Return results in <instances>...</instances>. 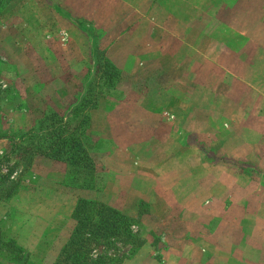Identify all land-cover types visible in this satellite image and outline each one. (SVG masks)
Here are the masks:
<instances>
[{
	"label": "rangeland",
	"instance_id": "rangeland-1",
	"mask_svg": "<svg viewBox=\"0 0 264 264\" xmlns=\"http://www.w3.org/2000/svg\"><path fill=\"white\" fill-rule=\"evenodd\" d=\"M250 2L239 11L238 0H0V134L27 129L40 100L56 97L70 110L95 62L118 69L117 84L88 111L87 134L104 145L89 151L97 160L94 186L82 196L126 212L135 225L128 237L117 236L114 249L89 244L88 256L114 250L110 264H192L177 251L213 232L210 244L264 263L260 239L232 232L246 187L227 185L238 175L264 184L255 160L264 149V0ZM233 14L235 25L222 32ZM238 33L254 38L237 42ZM50 79L59 92L41 96L35 87ZM9 145L0 140V176L8 173L0 182L3 238L12 221L35 212L55 216L64 206L55 207L60 196L31 179V163L5 155ZM19 186L36 194L13 198ZM224 210L231 218L223 224L217 214ZM31 225L22 242L14 238L20 260L13 261L9 243L0 247V264L62 259L71 228L57 234L36 219ZM217 252L226 258L233 249ZM207 255L200 264H222L208 263Z\"/></svg>",
	"mask_w": 264,
	"mask_h": 264
},
{
	"label": "trees",
	"instance_id": "trees-1",
	"mask_svg": "<svg viewBox=\"0 0 264 264\" xmlns=\"http://www.w3.org/2000/svg\"><path fill=\"white\" fill-rule=\"evenodd\" d=\"M93 50L98 52L99 49L94 46ZM95 68L90 80L86 83L85 79L82 81L83 92L74 93L75 104L70 110L68 106L62 108L56 97L40 100L41 108L33 110L36 116H33L27 129L19 132L17 136L13 133L0 134V139H7L10 144L5 155L22 156L25 164L29 166L34 158L63 164L65 185L77 189H92L97 160L93 161L89 151L104 144L101 137L90 138L87 134L90 125L88 111L96 107L99 96L107 94L119 79L118 69L106 59L95 62ZM68 110L69 116H66ZM4 176H8V173L0 176V182ZM9 188H13L12 184ZM10 193L12 191H8L9 195L5 197L11 196ZM71 219L73 225L61 248L62 259L54 264H110L117 259L118 254L114 250L112 256L97 254L90 257L89 244L113 248L117 236L124 234V237H128L135 225V219L126 212L87 197H78L75 200ZM14 240L10 233L4 238L0 235V247L12 244L10 251L17 256L13 261L18 262L23 250Z\"/></svg>",
	"mask_w": 264,
	"mask_h": 264
},
{
	"label": "crops",
	"instance_id": "crops-1",
	"mask_svg": "<svg viewBox=\"0 0 264 264\" xmlns=\"http://www.w3.org/2000/svg\"><path fill=\"white\" fill-rule=\"evenodd\" d=\"M250 0H238L237 3V9L236 10H241L243 6H246L250 4ZM250 6V5H249ZM237 14V12H236ZM233 14V17H231L226 23H222L220 26L222 28V32L227 31L232 25H235V15ZM238 37L237 42H240V40L243 39H249V38H254L251 34H246L243 38L241 34H237ZM14 48H19L18 42L13 43ZM35 86V85H34ZM54 85V79L47 80L46 82L40 81L38 82L37 87H35V91L40 93L41 96H49L54 93H58L59 90L56 89ZM62 89V87H60ZM2 140V139H0ZM257 161V165L260 167H263L264 172V149H261V153L258 157L255 159ZM30 171L32 173L31 179H35L42 184H45L47 187L46 189L48 190L49 196H60L59 203H56L55 207L64 205L59 208H56L58 210V213L55 216H50L52 214L49 213H42V212H33L34 214L32 215H25L23 217L24 219L17 221V224L15 225V220L14 223L12 221V228L10 227V235L15 238L17 241H21L20 235L23 234L24 231H31L33 232V227L31 225V220L36 219V221H39L44 228L47 231H50L53 228H56L57 234L60 233L65 227L66 230H70L71 226V210L72 207L75 203V200L78 197H84L82 196V193L84 191L82 189H77V188H71L68 185H65L63 183V176H64V165L60 163H54L51 161H47L45 159H39V158H34L33 162L31 163L30 166ZM242 182L240 184H244L246 187V192L247 194L241 195L240 198H238L236 201H240L242 205H246V208L242 210V212L238 213L239 217H235L233 222L236 224L232 227V232L235 235H242L241 237L245 236V240L249 241V239L254 236L257 237V239H260L261 241L259 244L264 245V184L261 183L259 180L255 181L250 179L248 176H241L238 175L233 178L232 181L230 179H227V185L230 184L231 182ZM226 182L223 181V184ZM36 194V189L35 190H29L24 187H18L17 191L15 194H13V198L19 197L20 199L23 198L24 196H30V195H35ZM66 197V199H65ZM86 198V197H85ZM19 199V200H20ZM46 204V203H45ZM17 208L18 206L15 205ZM42 209H45L44 206L41 207ZM48 208H50L48 206ZM46 208L45 210H47ZM20 209V208H19ZM217 217L220 219L219 222H222L223 224L225 223L226 218H231L229 214L226 213V210L218 212ZM233 218V217H232ZM58 222V223H56ZM62 222V223H61ZM219 227V223L217 225V229ZM18 229V232L16 233V230ZM216 229V228H215ZM14 231V232H13ZM17 235H16V234ZM41 234L42 232L39 231ZM213 232L204 237L200 238L197 241H194L193 243H190L186 246H184L183 249L180 251H177L181 255L182 251H184V256L185 260L187 261L188 256L191 257L190 260H192V264H200L199 259L200 256H202L204 253H208L210 256V259H208V263H213L217 262L216 258H218V263L222 264H264L263 262L256 263V262H245V259L242 255H239L240 250L239 248H234L233 246H223L222 248H218L217 246L210 244V238ZM16 235V237H15ZM209 240V241H208ZM251 244L255 243V241ZM233 247V248H232ZM220 249H233V254H229L226 256V258L218 257V250ZM170 255H172V252H170ZM195 255V256H194ZM194 256V257H193ZM193 257V258H192ZM233 258L229 260V258ZM212 259V260H211ZM226 261V262H225ZM249 262V263H248Z\"/></svg>",
	"mask_w": 264,
	"mask_h": 264
},
{
	"label": "built area",
	"instance_id": "built-area-1",
	"mask_svg": "<svg viewBox=\"0 0 264 264\" xmlns=\"http://www.w3.org/2000/svg\"><path fill=\"white\" fill-rule=\"evenodd\" d=\"M3 171H6L5 168H3Z\"/></svg>",
	"mask_w": 264,
	"mask_h": 264
}]
</instances>
